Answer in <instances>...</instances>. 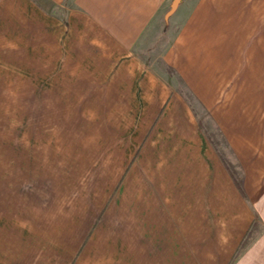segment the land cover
<instances>
[{
    "label": "crops",
    "instance_id": "0c3cea01",
    "mask_svg": "<svg viewBox=\"0 0 264 264\" xmlns=\"http://www.w3.org/2000/svg\"><path fill=\"white\" fill-rule=\"evenodd\" d=\"M48 1L69 25L70 143L25 175L0 264H264V0H182L155 56L172 76L147 61L172 0ZM33 17L32 0H0V56Z\"/></svg>",
    "mask_w": 264,
    "mask_h": 264
},
{
    "label": "rangeland",
    "instance_id": "374dc122",
    "mask_svg": "<svg viewBox=\"0 0 264 264\" xmlns=\"http://www.w3.org/2000/svg\"><path fill=\"white\" fill-rule=\"evenodd\" d=\"M32 2L38 8L41 5L43 17H33L31 27L26 30L22 21L17 23L16 35L26 37L25 49L17 46L14 60L4 58L7 49H1L0 167L14 169L16 199L14 204H7V199L0 201V220H23L25 175L38 182L41 173L54 168L56 154L70 143L73 116L70 109L75 98L66 94L72 83L69 79L61 80L63 65L58 64L69 30L66 9L48 0ZM169 18L164 17L162 31L152 40L147 61L156 71H166L172 76L160 56L155 58L160 47L171 39V31L167 30L171 26ZM175 83L178 85L177 80ZM214 135L210 133L213 138Z\"/></svg>",
    "mask_w": 264,
    "mask_h": 264
},
{
    "label": "water",
    "instance_id": "95a60500",
    "mask_svg": "<svg viewBox=\"0 0 264 264\" xmlns=\"http://www.w3.org/2000/svg\"><path fill=\"white\" fill-rule=\"evenodd\" d=\"M179 2H180V0H173L171 2V5H170L169 10L165 14V19H167L169 16H171L175 12V10L177 9V6H178Z\"/></svg>",
    "mask_w": 264,
    "mask_h": 264
}]
</instances>
